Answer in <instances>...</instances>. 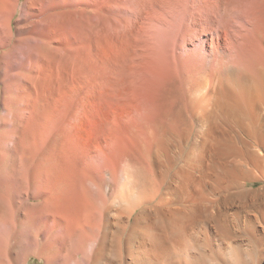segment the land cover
Masks as SVG:
<instances>
[{"label":"bare ground","instance_id":"obj_1","mask_svg":"<svg viewBox=\"0 0 264 264\" xmlns=\"http://www.w3.org/2000/svg\"><path fill=\"white\" fill-rule=\"evenodd\" d=\"M175 1L111 15L15 259L264 264V0Z\"/></svg>","mask_w":264,"mask_h":264},{"label":"rangeland","instance_id":"obj_2","mask_svg":"<svg viewBox=\"0 0 264 264\" xmlns=\"http://www.w3.org/2000/svg\"><path fill=\"white\" fill-rule=\"evenodd\" d=\"M22 1L13 29L0 30V43L9 38L0 45V56H7L0 57V264H42L23 254L15 259L14 194L25 202L30 170H43L54 160L50 152L57 146L49 143L59 142L66 117L69 124L74 119L75 91L81 84L90 86L91 58L108 57L111 22L121 9L139 19L148 2ZM20 212L26 218L27 209Z\"/></svg>","mask_w":264,"mask_h":264},{"label":"crops","instance_id":"obj_3","mask_svg":"<svg viewBox=\"0 0 264 264\" xmlns=\"http://www.w3.org/2000/svg\"><path fill=\"white\" fill-rule=\"evenodd\" d=\"M22 0H0V30L13 29V24L21 13ZM9 38L1 41L0 45L5 44ZM0 57H7L5 55Z\"/></svg>","mask_w":264,"mask_h":264}]
</instances>
